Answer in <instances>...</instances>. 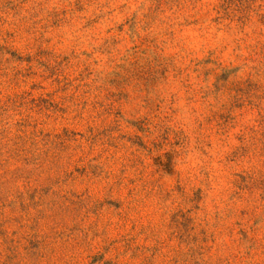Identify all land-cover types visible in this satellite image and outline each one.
Segmentation results:
<instances>
[{
	"label": "rangeland",
	"instance_id": "obj_1",
	"mask_svg": "<svg viewBox=\"0 0 264 264\" xmlns=\"http://www.w3.org/2000/svg\"><path fill=\"white\" fill-rule=\"evenodd\" d=\"M0 264H264V0H0Z\"/></svg>",
	"mask_w": 264,
	"mask_h": 264
}]
</instances>
